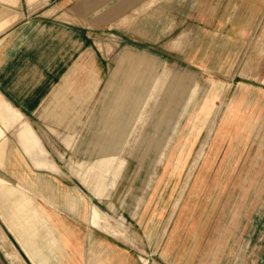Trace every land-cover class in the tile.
Here are the masks:
<instances>
[{
    "label": "rangeland",
    "instance_id": "rangeland-1",
    "mask_svg": "<svg viewBox=\"0 0 264 264\" xmlns=\"http://www.w3.org/2000/svg\"><path fill=\"white\" fill-rule=\"evenodd\" d=\"M45 1L38 0V8ZM263 33L264 18L251 39L203 35L198 46L209 53L201 52L197 57L206 61V69H190L157 48L149 52L127 38L119 44L117 37H109L110 68L95 89L90 87L84 112L53 116L48 99L39 123L28 118L33 127L0 97V253L7 255L6 262L27 264L26 258L33 264H68V256L61 253L49 224L50 216L63 213L60 206L66 197L71 213H78L80 208L82 219L87 218L91 228L128 245L134 254L130 264H165L162 251L152 253L145 237L154 236L161 246L168 225L174 224L192 185L203 174L206 181L199 198L211 210L208 225L215 229V238L219 242L234 240L230 245L237 254L244 251L250 264H264ZM123 50L139 55L149 52L162 62L155 70L156 85L145 95L148 100L138 113L139 121L133 125L132 119L122 150L85 149L82 154L87 123L96 113L100 93ZM85 72L77 70L75 76L87 75ZM180 90L184 96L181 103ZM168 108L171 116L164 119ZM80 113L84 115L79 117ZM163 120L169 132L153 150L162 138L158 131ZM109 134L108 138L113 136ZM15 145L32 167L25 164ZM51 192L59 196V204H51ZM146 198L153 219L139 228L133 217ZM82 227L81 234L76 235L84 237L90 228L84 223ZM90 243L87 239L80 249L86 259L74 264H104L97 257L98 247ZM32 244L39 252L36 256Z\"/></svg>",
    "mask_w": 264,
    "mask_h": 264
},
{
    "label": "crops",
    "instance_id": "crops-1",
    "mask_svg": "<svg viewBox=\"0 0 264 264\" xmlns=\"http://www.w3.org/2000/svg\"><path fill=\"white\" fill-rule=\"evenodd\" d=\"M155 2L47 0L38 8V0H0V97L20 112L31 126L28 118H36L39 123V118L47 111L43 106L48 99L53 116L71 117L76 110L84 112L83 102L90 101V87L95 89L101 75L110 68L111 45L107 38L117 37L118 43L127 38L131 44L146 47L148 51L157 48L164 56H174L187 68L206 69L203 65L206 61L197 57L201 52L209 53L198 46L200 37L251 39L264 18V0ZM149 52L139 55L133 50H123L120 53L100 93L96 113L87 123L88 136L81 147L82 154L85 149L94 152L122 150L132 119L135 118L133 125L139 121L138 113L147 99L145 95L156 85L155 70L162 67V62ZM77 70H86L87 75L76 77ZM180 91L178 101L181 103L184 96ZM77 102L82 103L78 108ZM168 113L169 108L164 119L171 116ZM77 115L82 117L84 113ZM168 132L169 127L163 120L158 131L162 138L153 150ZM108 133L113 136L109 134L108 138ZM91 135L97 136L92 140ZM15 146L25 164L32 167ZM49 157L57 165L50 153ZM163 176L161 174L160 178ZM205 178L200 175L192 185L176 221L168 225L161 246L149 235L145 237L146 245L154 254L161 250L165 264H250L244 251L237 254L235 246L230 245L234 240L230 242L226 238L219 242L215 229L209 227L211 210L203 206L199 198ZM58 198L51 192V204H59ZM65 201L66 197L60 206L64 214L54 213L50 216L52 224H49L62 247L61 253L68 256V264L86 259V253H81L80 249L87 239L98 247L100 263H133L134 254L124 241L91 228L88 219H82L81 210L71 213ZM148 204L146 198L133 217L139 228L153 219L148 213ZM83 223L90 228L84 237L76 235L81 234Z\"/></svg>",
    "mask_w": 264,
    "mask_h": 264
},
{
    "label": "bare ground",
    "instance_id": "bare-ground-1",
    "mask_svg": "<svg viewBox=\"0 0 264 264\" xmlns=\"http://www.w3.org/2000/svg\"><path fill=\"white\" fill-rule=\"evenodd\" d=\"M205 90V89H204ZM200 91V90H199ZM203 95V94H202ZM200 99V98H199ZM203 146V145H202ZM199 153H201V152H199ZM200 157V156H199ZM198 165V164H197ZM193 166H194V164H193ZM192 167V166H191ZM194 168H195V166H194ZM191 171V170H190ZM195 171V170H194ZM193 172V171H192ZM188 175V174H187ZM191 176V175H190ZM188 181V180H187ZM187 181H186V183H187ZM221 188V187H220ZM183 190V189H182ZM184 191V190H183ZM71 198V197H70ZM83 201V200H82ZM181 201V200H180ZM73 203V202H72ZM68 205V204H67ZM175 205H177L176 203H175ZM68 207V206H67ZM72 207V206H71ZM78 208V207H77ZM83 208V207H82ZM68 209V208H67ZM80 209V208H79ZM76 210V209H75ZM75 210H74V212H75ZM78 210V209H77ZM171 212H174L173 210L171 211ZM173 214V213H172ZM172 216V215H171ZM171 219V218H170ZM95 221V220H94ZM96 222V221H95ZM22 225V224H21ZM97 225V224H96ZM16 229H17V227H16ZM24 229V228H23ZM17 232V231H16ZM111 234V233H110ZM21 237V236H20ZM23 238V237H22ZM34 243V242H33ZM28 246V245H27ZM22 247V246H21ZM37 247H35V245H33L32 244V246H31V249H32V252H33V254H35V256L36 255H38L39 254V252H38V250L36 249ZM2 251V250H1ZM0 251V252H1ZM3 252V251H2ZM1 254V253H0ZM3 254H1V256H2ZM6 255V254H5ZM2 256V258L4 259V261L6 262V256ZM42 255V254H41ZM11 258V257H10ZM10 260V259H9ZM31 260H28V262L29 263H31V264H33L32 262H30ZM37 261V260H36ZM35 262V261H34ZM6 264H8L7 262H6ZM37 264H38V262H37Z\"/></svg>",
    "mask_w": 264,
    "mask_h": 264
},
{
    "label": "water",
    "instance_id": "water-1",
    "mask_svg": "<svg viewBox=\"0 0 264 264\" xmlns=\"http://www.w3.org/2000/svg\"><path fill=\"white\" fill-rule=\"evenodd\" d=\"M24 260H25V262H26L27 264H30L26 258H24ZM0 264H6V262L4 261V259H3L2 256H1V254H0Z\"/></svg>",
    "mask_w": 264,
    "mask_h": 264
}]
</instances>
